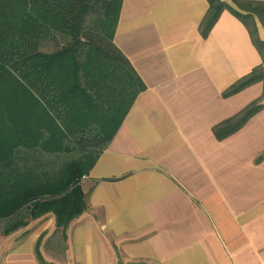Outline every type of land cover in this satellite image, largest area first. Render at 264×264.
<instances>
[{
  "label": "crops",
  "instance_id": "crops-1",
  "mask_svg": "<svg viewBox=\"0 0 264 264\" xmlns=\"http://www.w3.org/2000/svg\"><path fill=\"white\" fill-rule=\"evenodd\" d=\"M220 1L204 34L209 0H124L115 43L146 89L82 182L66 252L50 213L0 225V264H41L40 241L49 264H264V8L248 6L264 0Z\"/></svg>",
  "mask_w": 264,
  "mask_h": 264
},
{
  "label": "trees",
  "instance_id": "trees-1",
  "mask_svg": "<svg viewBox=\"0 0 264 264\" xmlns=\"http://www.w3.org/2000/svg\"><path fill=\"white\" fill-rule=\"evenodd\" d=\"M204 34L226 7L209 0ZM124 0H0V225L9 234L52 213L47 246L67 250L89 210L85 179L146 85L115 43ZM264 8L263 3L248 2ZM243 17V16H242ZM253 33V32H252ZM261 48L264 45L258 43ZM233 86L234 94L263 76ZM252 104L219 137L237 131ZM37 247L41 264H49Z\"/></svg>",
  "mask_w": 264,
  "mask_h": 264
},
{
  "label": "rangeland",
  "instance_id": "rangeland-1",
  "mask_svg": "<svg viewBox=\"0 0 264 264\" xmlns=\"http://www.w3.org/2000/svg\"><path fill=\"white\" fill-rule=\"evenodd\" d=\"M84 180V179H83Z\"/></svg>",
  "mask_w": 264,
  "mask_h": 264
}]
</instances>
